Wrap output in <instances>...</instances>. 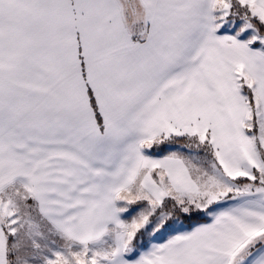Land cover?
I'll list each match as a JSON object with an SVG mask.
<instances>
[{
	"label": "snow or ice",
	"instance_id": "6c2138e0",
	"mask_svg": "<svg viewBox=\"0 0 264 264\" xmlns=\"http://www.w3.org/2000/svg\"><path fill=\"white\" fill-rule=\"evenodd\" d=\"M0 264H264V0H0Z\"/></svg>",
	"mask_w": 264,
	"mask_h": 264
}]
</instances>
